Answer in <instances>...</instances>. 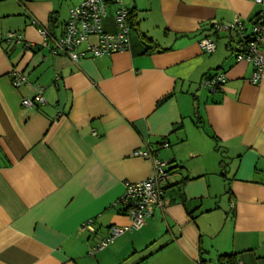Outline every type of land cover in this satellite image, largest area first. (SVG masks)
<instances>
[{
  "label": "crops",
  "instance_id": "0c3cea01",
  "mask_svg": "<svg viewBox=\"0 0 264 264\" xmlns=\"http://www.w3.org/2000/svg\"><path fill=\"white\" fill-rule=\"evenodd\" d=\"M80 2L0 0V264H264V79L252 84V63L235 58L238 36L213 28L260 6L122 0L129 48L72 61L50 51V36ZM13 69L28 82L13 87ZM215 73L226 81L204 86ZM36 84L45 103L23 106ZM154 159L171 166L163 205L92 251L129 224L117 200L126 182L152 175Z\"/></svg>",
  "mask_w": 264,
  "mask_h": 264
},
{
  "label": "built area",
  "instance_id": "2783aa9c",
  "mask_svg": "<svg viewBox=\"0 0 264 264\" xmlns=\"http://www.w3.org/2000/svg\"><path fill=\"white\" fill-rule=\"evenodd\" d=\"M260 6L259 11L247 22L235 17L227 24H214L213 28L234 32L240 41L241 47L235 53L237 61L246 60L252 63L253 72L249 78L252 84H259L264 79V54L261 48L264 46V0H255ZM115 4L114 11L115 27L114 32H107L103 29V20L108 12V5ZM129 10L122 4V0H81V2L69 10V17L64 23L62 35L58 38L50 36L49 49L53 54H64L72 61H77L85 55L98 57L109 55L129 48ZM35 23V21H32ZM248 24V26H247ZM39 33L49 36L45 29L40 28ZM14 38L17 43L23 42L22 37L14 32L7 33V40ZM95 37L96 41L91 42L90 38ZM85 44L84 49H80ZM199 47L205 52H213L216 44L212 38L203 37L198 41ZM34 46L31 42H25L24 47L30 49ZM11 85L15 88L28 82L26 74L13 69L9 73ZM226 81L223 73H215L206 76L202 84L216 89ZM45 103L43 87L40 84L34 86V95L23 98L21 104L25 107H33L36 104ZM163 143V146H167ZM135 156L149 157V150L136 149ZM153 173L150 177L139 181H128L125 183L124 192L117 202L123 204L130 219L129 224L124 226L113 225L110 234L95 246L93 250L103 248L120 234L140 228L146 219L152 215L156 206L164 203V188L169 178L168 163L160 159L153 160ZM92 219L86 221L83 228L93 230ZM241 264V262H237Z\"/></svg>",
  "mask_w": 264,
  "mask_h": 264
},
{
  "label": "trees",
  "instance_id": "16d2710c",
  "mask_svg": "<svg viewBox=\"0 0 264 264\" xmlns=\"http://www.w3.org/2000/svg\"><path fill=\"white\" fill-rule=\"evenodd\" d=\"M129 14H130V12H129ZM131 17H132V16H131ZM208 76H209V75H208ZM168 172L170 173V172H171V170H169Z\"/></svg>",
  "mask_w": 264,
  "mask_h": 264
},
{
  "label": "water",
  "instance_id": "95a60500",
  "mask_svg": "<svg viewBox=\"0 0 264 264\" xmlns=\"http://www.w3.org/2000/svg\"><path fill=\"white\" fill-rule=\"evenodd\" d=\"M170 168H171V166L168 167V169H170Z\"/></svg>",
  "mask_w": 264,
  "mask_h": 264
}]
</instances>
